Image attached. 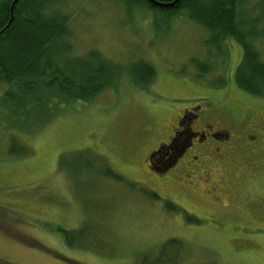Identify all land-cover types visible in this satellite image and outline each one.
Listing matches in <instances>:
<instances>
[{
	"label": "rangeland",
	"instance_id": "obj_1",
	"mask_svg": "<svg viewBox=\"0 0 264 264\" xmlns=\"http://www.w3.org/2000/svg\"><path fill=\"white\" fill-rule=\"evenodd\" d=\"M116 1L71 0L65 12L72 17V55L100 51L123 66L120 82L91 103L53 113L5 120L6 108L0 105V264H140L145 256H157L170 239L184 243L178 264H264V199L258 198L256 180L260 167L245 165L242 173L255 181L231 190L249 193L248 202L226 198L224 208L194 199L183 187L162 191L190 219L141 191L157 188L144 161L167 137L175 113L188 99L220 97L222 90L214 85L234 76L243 60L242 45L228 38L220 57L206 44L209 34L185 15L157 29L153 11L127 13ZM262 4L249 0V12L263 15ZM256 47L264 61V40ZM193 59L209 62L210 73L199 78ZM136 60L156 68L147 88L137 87L127 75ZM236 89L222 105L225 125L249 110L264 115V99ZM11 137L32 154L11 156ZM90 155L137 188L98 173L96 160L94 172L81 170ZM63 158L72 162L73 171L65 169ZM85 225L97 228L98 242L73 248L71 242H79L71 232Z\"/></svg>",
	"mask_w": 264,
	"mask_h": 264
},
{
	"label": "trees",
	"instance_id": "obj_2",
	"mask_svg": "<svg viewBox=\"0 0 264 264\" xmlns=\"http://www.w3.org/2000/svg\"><path fill=\"white\" fill-rule=\"evenodd\" d=\"M14 1L0 0V83L6 85L0 105L6 108L5 120H12L13 115L26 117L33 112L53 113L62 106L91 103L125 75L120 64L108 60L97 50H90L84 56L67 57L72 44L68 48L64 39L69 33L72 17L65 8L71 0H19L14 7L13 21L8 26ZM121 1L127 12L137 8L153 11L157 29L169 26L172 20L185 15L209 34L206 44L216 49L220 57L224 55L223 43L228 38L235 39L244 49L243 60L235 72V83L248 94L264 98V61L256 47L258 40H264V14H251L253 10L249 12V0H179L172 7H160L149 0ZM155 1L170 4L175 0ZM261 8L264 10V4ZM191 63L196 66L201 79L212 68L209 62L197 59ZM126 71L131 82L139 88L150 86L157 75L156 68L143 60L132 62ZM8 149L11 156L32 154V150L16 137H11ZM90 157L87 164L80 167L81 170L94 172L97 162L93 160H96L102 166H99L98 173L115 182L136 187L106 166L100 157ZM63 161L65 169L73 171L72 162L65 158ZM171 210L178 211L175 208ZM88 226L76 232L77 236L82 232L84 235L78 244L71 242L73 248H86L98 242V231ZM183 249L182 240L170 239L157 256L153 259L145 256L140 264H178Z\"/></svg>",
	"mask_w": 264,
	"mask_h": 264
},
{
	"label": "flooded vegetation",
	"instance_id": "obj_3",
	"mask_svg": "<svg viewBox=\"0 0 264 264\" xmlns=\"http://www.w3.org/2000/svg\"><path fill=\"white\" fill-rule=\"evenodd\" d=\"M214 88L222 90L220 97L187 100L175 113L165 140L156 143L144 161V171L157 187L147 190L146 195L161 201L167 209L183 212L186 218L192 216L163 196L162 191L171 186L183 187L194 199L221 208L227 206L226 198L230 203H242L243 199L248 202L249 193L231 192L255 181L242 173L245 165L260 167L257 191L258 198L264 199V115L249 110L240 116L241 120L225 125L221 112L227 109L222 105L230 92L237 90L236 85L230 76L229 81Z\"/></svg>",
	"mask_w": 264,
	"mask_h": 264
},
{
	"label": "bare ground",
	"instance_id": "obj_4",
	"mask_svg": "<svg viewBox=\"0 0 264 264\" xmlns=\"http://www.w3.org/2000/svg\"><path fill=\"white\" fill-rule=\"evenodd\" d=\"M150 1V0H149ZM155 1V0H154ZM176 1V0H175ZM174 1V2H175ZM117 3H121L122 5H123V7L125 8V6H124V4H123V2L121 1V0H118V1H116ZM157 2V1H156ZM159 3V2H158ZM125 10H126V8H125ZM147 11L146 10V8H137V9H135V10H133L134 12H137V11ZM149 12H151L150 10H148ZM126 12H127V10H126ZM128 13V12H127ZM12 15H11V20H10V22H9V24H8V26L12 23V21H13V17H14V15H13V12L11 13ZM69 28H70V24H69ZM72 38H73V36L71 35V33H70V29H69V33H67V35H66V37H65V39H64V41L68 44V48L70 47L71 48V44H72ZM72 49V48H71ZM72 53H73V50H71V52H68V54H67V57H72L73 55H72ZM138 61H140V60H136V61H133V63H135V62H138ZM143 61H146V60H143ZM147 62V61H146ZM123 67V66H122ZM124 77H121L120 78V80L118 81V82H120L122 79H123ZM93 228H96V227H94V226H92ZM97 229V228H96ZM78 230H76V231H73V232H71V233H76ZM83 235H84V233L82 232V233H80L76 238H75V240H77V241H79V240H81V238L83 237ZM68 240H71L70 238L68 239ZM82 249V248H81ZM84 249H86V248H84Z\"/></svg>",
	"mask_w": 264,
	"mask_h": 264
},
{
	"label": "water",
	"instance_id": "obj_5",
	"mask_svg": "<svg viewBox=\"0 0 264 264\" xmlns=\"http://www.w3.org/2000/svg\"><path fill=\"white\" fill-rule=\"evenodd\" d=\"M18 1H19V0H15V1L13 2L12 7H11V12L14 11V7H15V5L17 4ZM150 1H151L153 4H155V5H157V6H160V7H172V6H174L179 0H176L175 2L170 3V4H161V3H158V2H156V1H154V0H150Z\"/></svg>",
	"mask_w": 264,
	"mask_h": 264
}]
</instances>
